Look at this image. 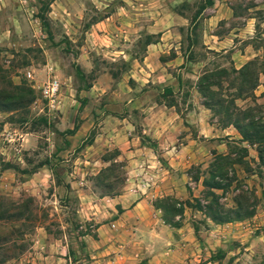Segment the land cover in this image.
<instances>
[{"label":"rangeland","instance_id":"1","mask_svg":"<svg viewBox=\"0 0 264 264\" xmlns=\"http://www.w3.org/2000/svg\"><path fill=\"white\" fill-rule=\"evenodd\" d=\"M204 1L0 0V102L16 100L0 109V264H264V163L226 123L236 112L264 124V8L230 0L233 17L209 29ZM248 15L250 37L207 47L210 32ZM245 62L244 76L232 71ZM51 76L53 100L37 88ZM160 109L194 114L191 130L166 136L167 152L155 123L174 119L153 122ZM180 137L195 140L192 161L177 162ZM217 170L223 186L205 185ZM169 176L181 180L172 193ZM136 191L148 194L160 234L148 218L121 215L134 195L123 208L110 200ZM188 230L182 256L172 236Z\"/></svg>","mask_w":264,"mask_h":264},{"label":"crops","instance_id":"2","mask_svg":"<svg viewBox=\"0 0 264 264\" xmlns=\"http://www.w3.org/2000/svg\"><path fill=\"white\" fill-rule=\"evenodd\" d=\"M251 7L264 8V0H258V3H254V5ZM251 7H248L247 9H250ZM233 8H234V6L232 5V3H230V0H211V3L209 5L210 12L206 16L207 22L212 24V26H210L209 29H211L214 25H216V23L219 22L220 20H226L229 17H233V14H234ZM241 18L244 21H242L237 26H232L228 30L226 29V32H216V33L210 32L209 36L212 37L213 40L210 41L211 43H209L207 45V47H215V46H212L215 44L219 45L218 46L219 48L225 47L228 43L227 40L232 39V37H230V34H232L233 36L237 35L241 38L250 37L249 35L252 34V32L255 28L256 18L253 15H248L246 17H241ZM224 23L227 24V22H224ZM259 25L264 27V17L260 20ZM163 33L164 32L161 33L160 39L163 38L162 37ZM261 34H264V31ZM209 40H210V38H209ZM233 46L234 45H232V47ZM247 49H248V46L241 48V49L236 47L233 49V51L232 50L230 51L231 57L233 59L235 58V60H237V59H239L240 56H243V54H244L243 51H245ZM222 50H225V49H222ZM252 51H253V49H252ZM164 84H166V82ZM192 90H194L193 93H195V91H196L195 88H193ZM160 110H161L160 114L158 113L155 116H153V118H154L153 122H155L156 119H158L159 117H160L159 120H163L164 118H168V120L174 119V121L172 120L174 122V124H172V122L170 123L167 121H164L163 123H161L159 121V124L155 123L156 128H157V132H158V138H157L158 143L163 142L164 145L162 147H163L164 151L167 152L170 150V145H168V143L166 141V136H169V138H171L173 136L172 139H177V137H176L177 133L181 129L186 130V129L190 128V130H191L192 129V117L194 116V114L192 116L191 109H189L187 116H184V118H182L175 111L162 110V109H160ZM146 118H147L146 122L148 123V117L146 116ZM183 121H188L189 124L185 125ZM193 121H195L194 118H193ZM159 126H160V129H159ZM126 127H128V126H126ZM162 129H165V130L163 131ZM200 132H202L201 129L198 130V133H200ZM151 133H154V131H152ZM183 137H185V135ZM180 139L182 140L181 137H180ZM194 141L195 140L192 139V137H189L187 140L179 141L177 148L180 152H182L184 154V156L182 158V156H180V152H179L177 154L178 155L177 162L183 161L184 158H187L186 160H188V161H192L191 160L192 142H194ZM160 146H161V144H160ZM170 162H171V160H170ZM168 179H169L168 180L169 183L173 186V187L171 185L169 186L170 192L172 193L173 189L175 188L174 183H177L181 180H179L180 178H177V180L175 182H173L174 180H171L170 176L168 177ZM168 192H165V193H168ZM183 192L184 191L181 187H180V191L179 192L177 191V193H180V194L181 193L184 194ZM133 193L134 194H131V192L119 194L115 198H110V200L119 202L121 208H123L126 205V204H124L126 197H128L129 195H134V196H132L133 198H131L130 202H128L127 207L124 210H122L121 215L130 214L133 217L134 221H135V219H136V221H140V219L148 218V225L146 226V228H148L149 232L152 235L157 234V233L160 234V231H162L164 229L165 225L160 223V218L156 214V211H154L153 207H151V208L149 207V205L151 206V204H150V202L147 201L146 196L148 194H142L138 191L133 192ZM181 229H182L181 226H177V227H175V229L170 230V233L173 234L174 231H181ZM184 239H188V240H184ZM172 240L175 242L176 248L182 254V256H187V253H191L193 241H192L191 232L189 230L183 236H180V237L172 236ZM181 246H183V248H181ZM186 250H187V252H186ZM165 252H167V251H165ZM161 254H163V252ZM165 254H167V253H165ZM167 256L163 255L162 257H160V259L163 260ZM188 260H190V258H188ZM148 261H150V259H148ZM202 264H207V262H204Z\"/></svg>","mask_w":264,"mask_h":264},{"label":"trees","instance_id":"3","mask_svg":"<svg viewBox=\"0 0 264 264\" xmlns=\"http://www.w3.org/2000/svg\"><path fill=\"white\" fill-rule=\"evenodd\" d=\"M49 1V0H48ZM205 3H211V0H205ZM38 18L40 19V21L42 23H45V16L43 15V13H38L37 14ZM248 63L245 62L243 63L239 68H233L232 71L237 72L238 76H244L245 72L247 70H249V67H247ZM207 78L208 76H202V78ZM197 88L198 90L201 92L202 95H206L205 91V85L203 83H201V81H199L197 83ZM208 90V89H207ZM209 92V91H208ZM15 101V102H14ZM205 104L210 105L207 101H203ZM16 100H11L9 102H0V109H5L11 105H15ZM220 105H223L220 101L217 102ZM235 115H230L228 114L226 116V123H229L231 125H233L237 131L240 133L242 139L244 140H248L250 142H255L256 143V151H257V155H258V159L259 161H261L262 163H264V124L262 123V121L259 119L258 120H252L249 119L248 121H242L241 118H243L242 116H239V113H234ZM76 127V124H74L72 126V128L67 129L68 132H73L74 129ZM221 158H225L224 156H215V160H219ZM216 177V178H215ZM221 173L217 170V172H210V176L208 179H203V182L205 185H208L209 187H218L221 188L223 185L221 183ZM214 195L213 192H210ZM237 203V202H236ZM173 205H171V208L173 209ZM234 210V208H233ZM231 211V210H229ZM237 210H234L235 215L238 216V214L236 213ZM210 218L212 220H214L215 222H223V221H229L231 220L230 216H228L227 214L224 215H219L215 212H212L209 214Z\"/></svg>","mask_w":264,"mask_h":264},{"label":"built area","instance_id":"4","mask_svg":"<svg viewBox=\"0 0 264 264\" xmlns=\"http://www.w3.org/2000/svg\"><path fill=\"white\" fill-rule=\"evenodd\" d=\"M27 76L30 75V72H26ZM39 93L46 97L49 100H53L59 90V81L55 76H51L50 78L46 79L44 82L38 85Z\"/></svg>","mask_w":264,"mask_h":264}]
</instances>
